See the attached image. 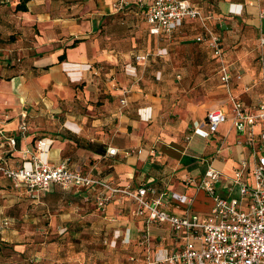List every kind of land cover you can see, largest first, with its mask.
<instances>
[{
    "label": "crops",
    "instance_id": "1",
    "mask_svg": "<svg viewBox=\"0 0 264 264\" xmlns=\"http://www.w3.org/2000/svg\"><path fill=\"white\" fill-rule=\"evenodd\" d=\"M19 1L6 4V10L12 13L0 17V22L13 21L14 34L21 31L27 35L31 27H36V53L21 72L0 71V152L7 145L12 157L2 163L5 168L18 169L31 157L42 156L52 165L65 162L73 170L122 189L146 186L156 190L157 196L164 191L185 195L193 200L191 211L201 217L211 214L214 202L186 180L200 181L213 167L222 172L218 192L237 196L234 173L246 161L249 168L244 180L251 183L252 152L238 144L244 137L231 121L220 125L214 135L195 132V126H201L208 110L212 111L213 102L188 104L193 131L187 145L164 140L159 123L167 88L157 82L144 85L143 76L134 66L136 57L143 54L137 50L133 33L141 24L146 31L150 29L135 6L129 12H118L114 7L117 0H90L87 5L31 0L27 12H16ZM190 1L202 10L206 26L221 36L225 60L235 67V74H243L241 81L232 80L231 95L248 109L257 107L264 97L259 62V39L264 35V19L259 13L264 0ZM148 34L150 40L159 38ZM76 40L82 42L69 48ZM64 54L65 60L60 62ZM125 71L136 78H127ZM156 74L160 79L162 73ZM219 89L231 103L228 89L220 81ZM123 99L126 106L121 103ZM10 139L15 140L14 146ZM39 141L49 145L48 150L43 148L45 153L38 150ZM109 148L117 149V154L109 155ZM101 190L100 186L90 189ZM90 191L78 187L64 190L54 185L40 201L27 196L39 210L27 211L25 217L38 226L33 228L35 232L31 226L2 231L0 241L12 248V254L2 257L0 253V264H111L108 260L96 262L94 251L97 246L110 249L112 245L128 253L124 264H134L130 257L142 262L147 249L155 254L180 248L181 243L171 236L167 225L150 226V242L141 245L147 225L133 215L136 206L132 200L117 195L102 211ZM167 201L168 212L178 217L186 214L185 206ZM36 233L54 235L55 240L47 241L44 236L30 241ZM68 235L74 240H68ZM126 236L129 244L124 241ZM0 247L3 252L4 247ZM70 250L75 252H66Z\"/></svg>",
    "mask_w": 264,
    "mask_h": 264
},
{
    "label": "built area",
    "instance_id": "2",
    "mask_svg": "<svg viewBox=\"0 0 264 264\" xmlns=\"http://www.w3.org/2000/svg\"><path fill=\"white\" fill-rule=\"evenodd\" d=\"M134 6L150 26L153 36L171 39L184 23L196 21L208 33V40L199 35L197 41H207L208 49L219 65L218 75L221 83L228 89L233 109L231 116L225 108L209 111L205 122L201 126H195V132L205 136L214 135L220 125L231 121L236 131L244 137L238 144L249 147L252 152L254 162L251 183L244 180L249 168L246 161H242L241 167L234 173L233 184L237 189V196H222L218 192L217 183L222 172L213 167H209L200 181L193 178L186 180L188 185L205 192L214 202L211 214L201 217L191 211L193 200L185 195L164 191L157 196L156 190L146 186L122 189L93 179L78 169L73 170L65 162L52 165L48 158L42 156L31 157L21 168L0 167V171L18 189L25 190L33 201H40L54 185L64 190L78 187L90 191L95 186L102 187L100 192L90 191L102 211L117 195L129 197L136 206L133 215L143 219L147 225L141 245L149 244L148 228L153 225H167L171 236L181 243L179 249L172 251L152 254L147 249L142 262L136 256H131L130 261L134 264H264V97L257 107L248 109L243 102L231 95L232 80L241 81L243 74L240 71L235 74V67L225 60L221 36L206 26L202 10L190 0H117L114 5L118 12ZM259 17L264 19V7ZM259 47V62L264 74V35L259 39ZM157 55H167V49L159 50ZM149 57L150 54L147 53L137 56L136 60L146 63ZM121 103L126 106L127 100L123 99ZM204 127L206 130L203 131ZM9 143L11 146L16 144L13 139ZM44 147L48 150L49 145L40 141L38 150L45 153ZM117 152L115 148L107 151L111 156H115ZM133 152L134 150L128 151L127 155ZM86 197L88 199L87 195ZM167 199L178 206H185L186 214L178 217L168 212ZM5 224L8 225L7 222ZM124 241L126 244L130 243L127 236Z\"/></svg>",
    "mask_w": 264,
    "mask_h": 264
},
{
    "label": "rangeland",
    "instance_id": "3",
    "mask_svg": "<svg viewBox=\"0 0 264 264\" xmlns=\"http://www.w3.org/2000/svg\"><path fill=\"white\" fill-rule=\"evenodd\" d=\"M12 1L8 0L7 3L0 6L3 7L0 17L12 13L6 10V7L9 6L6 4H11ZM62 1L63 5H87L90 0ZM12 22L10 20H8L9 24L3 20L0 22V71L15 69L21 72L25 66L29 65V58H33L32 55L36 53L33 49L35 47L33 40L35 39L34 34L37 32V28L31 27V31L27 35H23L21 31L18 34H14L15 32L11 28L12 25L14 26V22ZM134 22L137 23L136 20ZM197 31L196 28H187L176 37L168 40L158 38L157 41L149 39L146 26L143 24L136 28L133 33L137 39V50H140L143 55L151 52L150 59L144 64L145 66H139V62L136 59L134 60L138 75L143 76V84L157 82L167 88L165 90L166 106L159 123V129L165 134L163 136L164 140L181 146L188 144V138L193 131V120L187 113L188 104L204 100L213 102L212 110L226 108L230 114L229 116L232 115L233 109L232 104L226 100V94L223 93L222 89L218 90L219 80L216 61L211 58L204 47L194 42V35ZM159 49H167V56H156ZM158 71L163 72L161 81L155 79V74ZM125 73L127 78H136V75L132 72L125 71ZM178 75L181 76V79H177ZM8 151L9 146L6 145V149L0 152V167H4L2 163L11 157ZM27 196V193L16 188L6 179L5 174L0 171V233L8 229H27L29 226L35 232L33 228L38 225L37 223L29 222L28 217H25V212L33 209L38 211L39 207L32 204ZM6 222L8 225L5 224ZM32 236H30V241L42 240L44 236L48 237L47 241L55 240L54 235L36 233ZM68 237H70L68 240H74L71 235H68ZM97 237L96 235V240ZM4 244V242L0 241V245L4 247L3 252H0L2 257L12 254V248L5 247ZM105 248L102 246L96 247L94 251L96 262L108 260L111 264H119L120 261L123 264L127 263L128 253L122 250L119 245L117 247L112 245L109 247L110 249Z\"/></svg>",
    "mask_w": 264,
    "mask_h": 264
},
{
    "label": "trees",
    "instance_id": "4",
    "mask_svg": "<svg viewBox=\"0 0 264 264\" xmlns=\"http://www.w3.org/2000/svg\"><path fill=\"white\" fill-rule=\"evenodd\" d=\"M7 1L8 0H0V4H5V3H7ZM31 0H20L19 1V4H17V6H16V8H15V11L16 12H27L28 11V7H27V4L30 2ZM1 6V5H0ZM134 8H132V9H127L126 11H131V10H133ZM137 9V11H138V13H139V9L138 8H136ZM187 28H196L198 31H197V33L194 35V42H196L198 45H200V46H202V47H204L205 48V50L206 51H208V52H210L209 51V49H208V45H207V41H204V42H198L197 41V37L199 36V35H203L204 36V38H205V40H208V38H209V36H208V33L206 32V30L202 27V25H201V23L200 22H198V21H196V22H186V23H184L183 25H182V27L179 29V30H177L176 32H175V34H174V36L173 37H176V36H178L179 34H181V33H183V31H185V29H187ZM149 31V36H153V35H151V33H150V29L148 30ZM147 31V32H148ZM163 38H165V39H167L166 37H163ZM223 38V37H222ZM168 40V39H167ZM82 41L81 40H76L69 48H75L79 43H81ZM223 47H224V44H223ZM149 54H150V56H151V52H148ZM224 53H226V51H225V49H224ZM212 56V55H211ZM150 59V57L148 58V60ZM212 59L213 60H215L216 61V59L214 58V57H212ZM59 60H60V62H63L64 60H65V54L64 55H62L60 58H59ZM216 63H217V61H216ZM218 69H219V65H218V63H217V74H218ZM159 72H161L162 73V75H161V78L160 79H157V74H155V79L156 80H159V81H161L162 80V78H163V72L162 71H159ZM2 79V77H1V75H0V80ZM218 80L221 82V80H220V77H219V75H218ZM103 152V151H102ZM6 177V176H5ZM6 179L7 180H9L11 183H12V181L8 178V177H6ZM14 186H15V184L14 183H12ZM16 187V186H15ZM17 188V187H16ZM0 250H1V247H0Z\"/></svg>",
    "mask_w": 264,
    "mask_h": 264
}]
</instances>
